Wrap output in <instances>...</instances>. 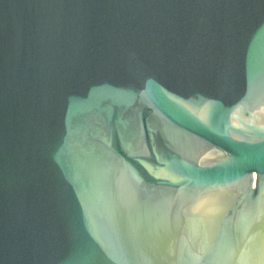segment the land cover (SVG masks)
<instances>
[{"label": "water", "instance_id": "water-1", "mask_svg": "<svg viewBox=\"0 0 264 264\" xmlns=\"http://www.w3.org/2000/svg\"><path fill=\"white\" fill-rule=\"evenodd\" d=\"M0 264H264V0H0Z\"/></svg>", "mask_w": 264, "mask_h": 264}]
</instances>
